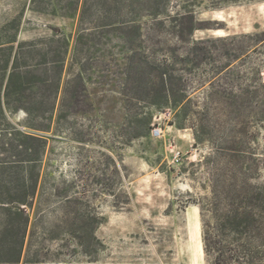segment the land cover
Returning <instances> with one entry per match:
<instances>
[{
    "label": "rangeland",
    "instance_id": "1",
    "mask_svg": "<svg viewBox=\"0 0 264 264\" xmlns=\"http://www.w3.org/2000/svg\"><path fill=\"white\" fill-rule=\"evenodd\" d=\"M112 1L88 0L85 9L84 0L78 6L73 0H0V40L17 36L39 47L53 45L46 41L53 29L71 37L63 88L81 70L72 60L79 34L86 57L83 83L68 87L61 125L45 135L42 189L19 264H214L205 243L215 226V178L205 161L210 146L197 145L181 108L156 109L142 101L146 95L137 92V79L125 77L122 58L100 57L102 50L117 52L126 44L123 32L101 28L91 17L104 14ZM119 1L139 13L147 4ZM159 1L165 25L152 26L143 15V38L128 32L127 42L157 50L160 58L177 56L169 68L182 76L189 110L198 118L209 112L212 122L230 127L227 105L209 97L226 95L229 102L233 95L247 107L243 120L264 153V0ZM186 13L194 15L199 30L183 41L175 35L181 27L175 20ZM217 30L224 35L216 36ZM146 112L153 114L149 135L132 140ZM24 119L20 113L12 121L25 131ZM178 152L181 161L175 164ZM261 176L264 181V169ZM8 258L0 255V264H10Z\"/></svg>",
    "mask_w": 264,
    "mask_h": 264
},
{
    "label": "trees",
    "instance_id": "2",
    "mask_svg": "<svg viewBox=\"0 0 264 264\" xmlns=\"http://www.w3.org/2000/svg\"><path fill=\"white\" fill-rule=\"evenodd\" d=\"M73 1L78 6L80 0ZM87 5L88 0H84L85 9ZM159 6V0H147L141 14L133 6H121V1L113 0L104 14L91 16L97 17L94 19L100 21L101 28L123 32L122 42L126 43L117 52L102 50L104 54L100 57L122 58L125 77L137 79V92L144 91L146 95L142 101L156 109L181 108L182 121L192 125L197 145L210 146L205 161L215 178L211 202L215 226L213 236L205 237V243L214 253V264H264V181L261 176L264 153H260L261 148L251 138L253 128L243 120L247 117V107L233 95L229 102H225L226 95L210 96L216 103L227 105L228 116L233 119L231 126L226 128L212 122L209 112L198 118L189 110V92L182 76L169 68L168 61L177 56L171 53V58L164 54L160 58L161 52L157 50L127 42L131 39L128 32L143 38L145 28L139 20L143 15L152 19V26L165 25L160 20L164 13ZM123 9L130 12L124 14ZM65 17L76 18L77 15ZM79 18L83 24L85 11ZM175 22L181 25L175 32L180 40L185 41L187 35L193 38L199 30L195 25L197 19L191 13L180 15ZM52 31V37L46 41L53 45L45 43L39 47L36 41L20 42L17 36L0 40V255H7L10 264L20 263L27 240L32 236V213L42 189L41 164L48 142L45 135L63 121L70 84L79 85L84 81L81 64L82 59H86L82 55L84 36L79 34L76 38L72 56L81 70L63 88L71 37L59 29ZM76 95L72 97L76 99ZM136 99L141 101L139 97ZM126 109L130 114L128 106ZM20 113L25 116L22 122L25 131L12 121ZM152 121L153 114L144 113L137 120L139 130L131 139L147 137ZM228 179L232 181L229 185Z\"/></svg>",
    "mask_w": 264,
    "mask_h": 264
},
{
    "label": "built area",
    "instance_id": "3",
    "mask_svg": "<svg viewBox=\"0 0 264 264\" xmlns=\"http://www.w3.org/2000/svg\"><path fill=\"white\" fill-rule=\"evenodd\" d=\"M155 134H160V131H155L154 132ZM180 161H181V153H177L175 156H174V163L175 164H180Z\"/></svg>",
    "mask_w": 264,
    "mask_h": 264
},
{
    "label": "bare ground",
    "instance_id": "4",
    "mask_svg": "<svg viewBox=\"0 0 264 264\" xmlns=\"http://www.w3.org/2000/svg\"><path fill=\"white\" fill-rule=\"evenodd\" d=\"M225 33V32H224ZM215 35L216 36H218V37H221V36H223L224 34H223V31L222 30H217L216 32H215ZM148 165V164H147ZM202 242V241H201Z\"/></svg>",
    "mask_w": 264,
    "mask_h": 264
}]
</instances>
